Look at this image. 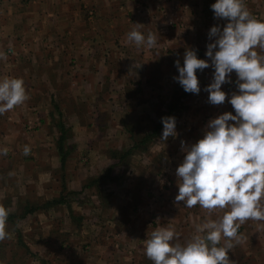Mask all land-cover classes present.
<instances>
[{"label":"crops","instance_id":"1","mask_svg":"<svg viewBox=\"0 0 264 264\" xmlns=\"http://www.w3.org/2000/svg\"><path fill=\"white\" fill-rule=\"evenodd\" d=\"M214 2L0 0V53L5 57L0 59V79L22 78L29 96L21 107L16 106L0 115V130L7 125V130L14 132L21 118L38 119V125L44 126L48 115L41 106L53 102L59 106V118H72L71 136L85 138L82 143L76 142L79 138H74L72 145L65 141L69 155L62 166L57 125L54 145L46 142L44 134V144H40L38 150L43 148L47 154L37 166L46 168L50 174L44 173L40 179L44 189L39 186L36 198L42 205L27 213L31 209L27 199L30 201L31 196H24L21 207L6 208L11 215L26 214L22 217L23 223L16 227L22 231L21 241L26 247H38L36 259L39 264H153L144 253V241L155 228L173 225L179 233V242L185 243L194 234L195 225L209 216L199 205L187 208L183 202L175 201L179 183L176 169L184 159V148L192 145L187 143V135L199 140L194 136L199 134V129L191 125L193 115L199 114L197 119L215 117L231 112V104L228 96L220 105L208 102V93L204 89L213 79L211 66L196 72L201 89L199 94H186L174 78L179 75L175 62L179 60L183 66L186 50H194L197 58L211 64L205 55L206 45L215 38H209L208 32L212 26L222 28L226 23L214 18L210 7ZM262 2L264 0H254L252 7L261 8V21H264ZM172 22L173 28L169 26ZM135 23L142 24L140 31L145 35L156 34L155 47L137 49L127 42V34ZM175 102L181 108L173 113L177 118L178 135L170 136L167 143L160 139L162 131L156 133L142 150H136L129 157L127 175H132L134 165L149 169L150 176L133 173L132 179L129 177L124 181L122 191L111 194L110 205L106 207V202L103 205L106 181L99 183L105 179L104 174L101 177L99 174L107 166L106 162L114 163L109 154L112 148L106 142L107 133L110 131L111 136L115 135V140L119 138L121 149L128 150L127 143L132 139L138 142L145 134L150 135L158 118ZM163 103L167 105L161 107ZM66 104H71L70 111L63 115ZM114 105L121 107V111L114 112ZM83 113L88 116L87 126L90 127L83 125ZM52 116L56 117L54 113ZM178 118L183 120L179 122ZM190 118L191 126H187L185 120ZM137 126L146 131L139 139L132 129ZM87 152L90 156L85 159L83 154ZM64 166L69 177L75 179L73 190L87 196L86 202L77 208L78 216L61 204L44 205L58 200L60 193L47 188L57 185V177L53 174L59 169L62 171ZM84 167L93 171L88 173L91 175L87 177L92 179L85 185L88 179L78 174ZM159 174L171 181V188H162ZM147 188L151 190L147 191ZM225 211L216 210L211 218L217 219ZM162 213L170 220L166 222L161 218ZM35 218L37 223L31 220ZM238 231L243 239L228 253L233 263L238 253L244 257L253 255L255 246L264 251V222L248 220ZM48 247L57 249L54 253L43 250Z\"/></svg>","mask_w":264,"mask_h":264},{"label":"clouds","instance_id":"2","mask_svg":"<svg viewBox=\"0 0 264 264\" xmlns=\"http://www.w3.org/2000/svg\"><path fill=\"white\" fill-rule=\"evenodd\" d=\"M210 7L214 18L226 21L208 32L215 38L206 45L211 64L186 50L183 66L175 62L179 75L174 79L185 92L199 94L196 72L211 66L213 79L204 90L210 104L220 105L227 95L222 85L231 82L234 71L238 91L227 99L235 114L224 112L210 119L202 138L184 148L176 169L175 201L187 208L199 205L209 216L195 225L185 243L179 242L173 225L155 228L144 241V253L153 264H233L228 253L243 239L241 225L248 220L264 222V21L253 16L245 0H215ZM134 25L127 34L129 44L137 49L157 45L156 34L145 35L142 24ZM28 99L22 78L0 79V115ZM161 122L163 142L178 135L175 117H162ZM23 152L28 155L30 148L25 146ZM7 153L6 147L0 148V155ZM224 209L223 215L211 218L214 211ZM8 217L9 211L0 205V242L10 238Z\"/></svg>","mask_w":264,"mask_h":264},{"label":"rangeland","instance_id":"3","mask_svg":"<svg viewBox=\"0 0 264 264\" xmlns=\"http://www.w3.org/2000/svg\"><path fill=\"white\" fill-rule=\"evenodd\" d=\"M91 11L93 12L91 13V15L93 16L94 11L93 10ZM236 79H237L236 74L233 71V73L231 74V82L223 84V87H224L223 91L227 94L226 97L230 96L233 92L238 91L237 86H236ZM171 93L173 94V91ZM66 105H67L66 107L67 109H65L64 111V108H63V115H68V112L70 111L68 107L71 104H66ZM165 105L167 104L163 103L161 107ZM19 107H21V105H19ZM42 107L45 110V113H47L48 115V118L45 119L44 126L38 125V119H36L35 121H32V120L29 121V120H23L21 118V121L19 124L15 123L18 125H15L17 128H15L14 132L7 130V125L0 130L1 131L0 132V148L6 147L8 149L7 155H0V205H3L5 208L12 207V206L16 208L21 207L20 201L22 200L24 196H26L24 198H27V196H31L30 201L29 199H27V202H29L31 206L30 208H38L39 206L42 205L40 199L38 197L36 198V195H38L39 193V190H40V189L38 190L39 186L42 187L41 189H44V184L40 182L41 177L44 176L43 175L44 173H46V175H49L50 172L47 171L46 168L40 169L37 166V162L41 158H44L45 157L44 155L47 154V152L43 148H41L42 149L41 151L38 150V147H41L40 144H44L42 140L44 134L46 137V142H49L50 144L54 145V133H55L54 129H56V125H58L59 121L65 125V127L69 130V132L71 130L69 125L71 124L72 118L70 116L69 117L64 116L63 118H59V116H57L59 112V106L57 105V103L52 102L50 104L49 103L44 104V105L42 104L41 108ZM229 108H230L229 110L233 114H235L234 109L232 108L231 105ZM114 109H115L114 112H117V111H121L122 108L115 106ZM52 113H54L56 117L52 116ZM198 115H193L192 121H191V118L189 121L185 120V124L187 126L193 125V127H195L196 130L199 129V134L194 135V136L195 137L198 136V139H201L204 132L207 129L208 121L210 119L216 118L217 116L215 117L207 116L204 119H197ZM178 120L179 122H181L183 119L178 118ZM190 121H191V125L188 123ZM88 122H89L88 116L83 113V125L86 127L88 125ZM230 123H234V122H230ZM87 127H90V125ZM132 129H133V135L136 136L137 138L140 136H143L144 132H146L145 128L143 127L141 128L137 126ZM99 130H102V129H99ZM111 134L112 133L109 131L106 136V140H107L106 142L110 144L109 148H112L110 149V151L120 148L117 151L125 152L126 148L123 147V149H121L119 138L115 140L114 138L116 136L115 135L111 136ZM71 135L72 133L66 140V144L72 145L74 138H79V135H76L73 137ZM84 139L85 138H82V136H80L79 140L77 139L76 142L82 143ZM197 141H198L197 139H194L192 136L190 137L187 135V143L189 142L190 144H194ZM166 142L168 143L169 141L166 140ZM131 144L132 145L134 144L133 139L132 141L127 143V146L130 147ZM25 146H28L30 148V153L28 155H24L23 149ZM89 156H88V152L83 154V158L85 159L88 158ZM94 157H96V155H94ZM129 159L130 158H127L126 160L121 161L119 165L116 164V160L114 159L112 160V162H114L113 164L106 162L107 166H105V168H103V171H101V173L99 174L100 177L103 176V174L105 175L104 182L100 180L99 183L100 182L105 183L106 181L105 183L106 187L103 189L104 194L102 195L103 197L102 201H104L103 205L106 202V207H108L110 205V201H112L111 194H114V192L116 191H122L124 189L123 185H125L124 181L126 180V178L130 177V179H132L133 173L139 174V176L141 174L142 176H147V177H149L151 174L150 173L151 171L149 169H141V167L137 168L134 165H132L133 170H131L132 172H130L132 175L131 176L127 175L126 170H129V166H128ZM88 166L90 167V164ZM112 166L113 168L109 169ZM64 168L62 169V171L59 169L57 170L56 173L53 174V175H56L57 177V185L56 186L48 185L49 187L47 188V190L49 191V189H51L52 192L56 191L60 193L59 194L60 196L58 197V199L59 198L62 199L63 203L61 205L70 208L74 216H78L79 211H77L78 210L77 208L81 207L83 203L86 202L87 196L82 195V192H75L73 190L74 184H72V182H74L75 179H71L67 173L66 168L65 169ZM108 169L110 171L109 176L110 175L111 176L109 177V179H106V174L108 173ZM80 171L82 172L78 173L79 176H82V177L84 176V178L88 179L86 182H84L83 185H85L87 182H89V180L92 179L87 176L91 175L93 171H91L87 167H84V169ZM90 172L91 174H88ZM146 172L148 174H145ZM158 178L160 182H162V188L164 190H166L165 188L169 189L172 187L171 181L167 179L166 176L159 174ZM111 188H113L114 190L111 191ZM143 188L144 186L141 189ZM149 190L151 189L147 188V191ZM108 192H111L110 195H107L109 194ZM3 195H8V197H4ZM9 195L13 196V199ZM48 203H51V202H48ZM11 216L13 218L12 220L7 221V226H6V231L10 233V238L5 239L4 241L0 242V264H39L38 263L39 261L37 260L38 252H39L38 247L28 248L21 241V238L23 236L22 231L18 230L16 227L17 225H21L23 223V221H21L23 218L20 217L21 214L11 215ZM18 218H21V219H18ZM161 218H164L166 222L170 220L169 219L170 217L164 213H162ZM31 220L32 222H36V223L38 222L37 218L31 219ZM116 248H117V245H116ZM56 249L57 248L54 249L53 247L43 248V250L45 251L49 250L51 253H54ZM263 252L264 251H262V247L258 248L257 246H255V252L253 255H248L247 257H244L240 253H238L233 264H264V253ZM59 254H61L62 256L61 252H59ZM64 256L67 257V255H64ZM34 261L37 263H34Z\"/></svg>","mask_w":264,"mask_h":264},{"label":"trees","instance_id":"4","mask_svg":"<svg viewBox=\"0 0 264 264\" xmlns=\"http://www.w3.org/2000/svg\"><path fill=\"white\" fill-rule=\"evenodd\" d=\"M186 94H188V92H186ZM175 109H177V110L181 109L178 102H175L174 104H172L170 106V108L168 109V112L166 114H164L162 117H168V116H173L174 117L173 113H174ZM58 115L60 117L61 113L58 112ZM162 117L158 118L157 122L154 124V129L152 130V133L150 135H145L138 142H134V145L130 149L126 150L125 152H119L117 150L110 151L109 152L110 158L116 160L117 164H119L121 161L126 160L127 158L132 156L133 153L136 150H138V149L142 150L144 148V145L148 144L151 141V138L154 137L156 133H159V132L162 131V129H163V124L161 122V118ZM57 126H58L59 133H60V136H59V139H58V152H59L61 163H62V166H63L64 163H65L66 158L69 155V150H67V149L65 150V141L70 136V132L65 127V125L62 122H60V121L58 122ZM112 168H113V166L110 167L109 169H112ZM109 169H108V173L106 174V179H109V177H110L109 176V174H110ZM95 182H96V180L92 181V183H95ZM62 203H63L62 199L59 198L58 200H55V201H53L51 203L47 202L44 205L45 206H52V205H58V204H62ZM35 209H37V208H35ZM33 210H34V208L28 209L27 213H31V212H33ZM25 215L26 214L21 215L20 217H23ZM12 218L13 217L11 215H9L8 220H12ZM18 219H21V218H18Z\"/></svg>","mask_w":264,"mask_h":264},{"label":"built area","instance_id":"5","mask_svg":"<svg viewBox=\"0 0 264 264\" xmlns=\"http://www.w3.org/2000/svg\"><path fill=\"white\" fill-rule=\"evenodd\" d=\"M134 1H139V0H134ZM253 2H254V0H245V3H246L248 10L253 14V16L255 18H257L258 20H261V15H260L261 8L253 9V7H252ZM185 8H187V6ZM181 24L182 23L178 24L179 28L181 27ZM169 26L173 28L175 26L174 22H172Z\"/></svg>","mask_w":264,"mask_h":264}]
</instances>
